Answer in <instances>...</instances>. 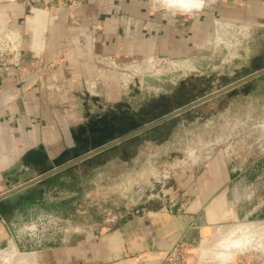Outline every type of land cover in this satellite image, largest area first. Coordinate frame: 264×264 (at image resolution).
Listing matches in <instances>:
<instances>
[{"label":"crops","instance_id":"0c3cea01","mask_svg":"<svg viewBox=\"0 0 264 264\" xmlns=\"http://www.w3.org/2000/svg\"><path fill=\"white\" fill-rule=\"evenodd\" d=\"M10 5L7 14L13 12ZM203 15L216 28L259 26L264 0H85L50 6L22 1L17 20L3 25L8 39L0 56V194L97 152L24 187L17 203L0 202L9 205L0 215V264H168L167 255L179 243L199 245L202 254L215 243L200 259L203 264H230L225 255L236 260L245 250L264 255V176L250 180L245 165L226 169L223 181L215 169L197 187H175L176 198L151 193L134 197L125 208L121 187H113L109 205L124 209L110 232L99 230L107 204L87 200L80 207L79 187H60L73 168L103 158L92 166L100 168L111 158L107 154L137 135L104 147L128 134H121L116 114L123 77L112 69L128 57L152 63L160 45L177 41L184 47L187 24L203 25ZM188 31L194 35L190 40L202 28ZM12 32L16 39H10ZM257 166L264 169V152ZM82 188L88 199L89 187Z\"/></svg>","mask_w":264,"mask_h":264},{"label":"rangeland","instance_id":"374dc122","mask_svg":"<svg viewBox=\"0 0 264 264\" xmlns=\"http://www.w3.org/2000/svg\"><path fill=\"white\" fill-rule=\"evenodd\" d=\"M8 1L13 9L10 14L5 12ZM22 1L0 0V56L6 50L2 45L8 39L3 25H12L15 18L17 20ZM28 1L50 6L81 5L85 0ZM202 17L203 25L187 24L188 38L184 47H179L177 41L169 47L160 45L152 63L128 57L122 58L120 69H112L123 77L121 93L115 95L121 99L122 108L116 114L121 117L122 135L264 68L263 22L259 26L245 25L244 29L240 25L216 28L209 25L205 15ZM197 27L202 28L200 35L189 40L194 35L188 30ZM10 35V39L17 38L13 32ZM199 39L201 45L197 42ZM144 71L147 72L145 77L141 74ZM130 75H134L133 78ZM124 141L107 154L111 158L100 168L93 169L92 166L102 162L103 158L89 160L83 166L73 168L67 182H61L60 187H79L76 189L77 205L81 207L87 200H97L107 204L106 209L113 208L109 205L113 187L116 190L121 187L119 203L124 208L134 197L151 193L156 197L164 191L165 197L173 199L176 198L175 187H197L211 177L215 169L222 181L226 169L243 165L249 169L247 177L250 180H255L258 174L264 176V169L257 166L258 158L264 152V74L196 103ZM82 187H89L88 199L81 193ZM98 212L97 208L90 211L95 216ZM256 242L260 243L261 239ZM197 247L200 252L198 248L189 247L193 260H205L204 255L213 250L206 248L202 254L201 246ZM252 252L245 250L251 257L262 254Z\"/></svg>","mask_w":264,"mask_h":264},{"label":"water","instance_id":"95a60500","mask_svg":"<svg viewBox=\"0 0 264 264\" xmlns=\"http://www.w3.org/2000/svg\"><path fill=\"white\" fill-rule=\"evenodd\" d=\"M262 74H264V68H261L259 70H256L253 73H251V74H249V75L241 78L240 80H238V81H236L234 83H231V84H229V85H227L225 87H222V88H220V89L212 92L209 95L204 96L203 98L199 99L195 103H192V104H189V105H186V106H183V107H179V108L171 111L170 113H168V114H166V115H164V116H162V117H160V118H158V119H156V120H154V121H152L150 123H147L146 125H144V126L138 128V129H136V130H134V131H132V132H130V133H128V134L120 137L119 139H116L115 141H113L112 143H109V144L105 145L104 147H109V146H111V145H113L115 143H118V142H120V141H122L124 139H127V138H129L131 136H134L136 134H139V133H141V132H143V131L151 128V127H154V126L162 123L165 120H168V119H170V118H172V117L180 114L182 111L188 109L190 106H192V105H194L196 103H200V102L206 101V100H208V99H210V98H212L214 96H217V95H219V94H221L223 92H226V91H228V90H230L232 88H235V87H237L238 85H240V84H242L244 82H247L249 80H252V79H254V78H256V77H258V76H260ZM96 152L97 151H91V152L83 155L82 157H78V158L72 159V160L68 161L67 163H65L64 165H61V166H59L57 168H54L51 171H48V172H46V173L38 176L37 178L33 179L32 181H29L28 183H25L23 185L16 186V187L10 189L9 191H6L4 193H1L0 194V202L2 200H4L5 202H10L12 204L17 203V201L19 200L20 195L27 192L26 190H24V191L21 192V190L24 187H29V186L33 185L34 183H36L37 181L42 180V179H44V178H46V177H48L50 175H53V174L58 173V172H61V171H65L68 167H70V166L78 163L79 161H81V160H83L85 158L90 157L91 155L95 154ZM8 207H9L8 203H4V204H1L0 203V215L4 216L5 215V212L8 209ZM195 230L196 231H199V229H197V228ZM196 238H197V235H196Z\"/></svg>","mask_w":264,"mask_h":264},{"label":"built area","instance_id":"2783aa9c","mask_svg":"<svg viewBox=\"0 0 264 264\" xmlns=\"http://www.w3.org/2000/svg\"><path fill=\"white\" fill-rule=\"evenodd\" d=\"M122 216V213L117 209H106L101 219L99 230L103 232L112 231L120 223ZM191 254L192 252L185 243H179L167 255L166 261L168 264H203L199 259L193 260ZM245 254L238 256L232 264H264V255L257 257L252 255L251 257L249 254Z\"/></svg>","mask_w":264,"mask_h":264},{"label":"bare ground","instance_id":"6f19581e","mask_svg":"<svg viewBox=\"0 0 264 264\" xmlns=\"http://www.w3.org/2000/svg\"><path fill=\"white\" fill-rule=\"evenodd\" d=\"M225 256H227V258H228L229 261H231V260H232V262L235 261V259H234V255H225ZM225 256H224V257H225ZM233 260H234V261H233Z\"/></svg>","mask_w":264,"mask_h":264}]
</instances>
